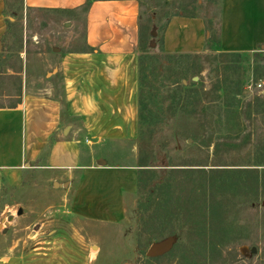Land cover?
I'll return each instance as SVG.
<instances>
[{
    "label": "rangeland",
    "instance_id": "rangeland-1",
    "mask_svg": "<svg viewBox=\"0 0 264 264\" xmlns=\"http://www.w3.org/2000/svg\"><path fill=\"white\" fill-rule=\"evenodd\" d=\"M140 2L141 80L135 142L139 175L124 218L102 223L70 215L63 197L37 172L30 177V190L4 192L0 262L21 257L40 242L36 235L40 223H34V208L28 203L34 199L46 201L50 208L47 215L42 209L35 214L49 221L43 228L45 236L61 231L57 242L72 247L73 254L65 250L64 260L78 257L79 264H264V183L256 191L255 175L247 172L264 168L256 166L264 161V112L257 113L254 104L256 98H264V45L242 53L218 49L221 0ZM8 5L6 15L13 18V26L0 56V107L18 106L24 94L45 93L52 84L59 92L62 77L56 84L49 79L62 55L84 49L83 10L68 17L56 11L25 12L20 0H10ZM180 13L205 18L211 38L203 52L164 51L165 27ZM126 148L117 144L106 153L113 161L126 163L118 157ZM218 168L231 172H210ZM212 179L216 190L210 199ZM20 208L27 214L15 221L23 215H18ZM212 208L220 215L214 217ZM194 231L215 235L222 242V254L186 253ZM167 240L171 251L158 257L147 255L152 245Z\"/></svg>",
    "mask_w": 264,
    "mask_h": 264
},
{
    "label": "crops",
    "instance_id": "crops-1",
    "mask_svg": "<svg viewBox=\"0 0 264 264\" xmlns=\"http://www.w3.org/2000/svg\"><path fill=\"white\" fill-rule=\"evenodd\" d=\"M9 1L0 0V52L7 20H13L6 15ZM87 2L23 0V10L72 17ZM141 15L140 0H92L84 11V49L62 55L49 79L56 84L62 77L60 91L52 84L45 93L24 94L18 106L0 107V203L5 190L21 194L30 190V177L39 172L63 197L70 215L102 223L124 218L139 175L135 142ZM209 37L203 16L180 13L165 27L163 49L173 54L200 53ZM263 45L264 0H221L218 49L242 53ZM117 144L127 147L118 156L126 163L115 162L106 153ZM28 203L34 208V223H40L36 231L40 242L29 253L0 264H79L78 257L63 259L66 252H73L70 245L57 242L61 231L54 230L49 237L43 233L49 221L35 214L41 209L43 215L50 213L46 201Z\"/></svg>",
    "mask_w": 264,
    "mask_h": 264
},
{
    "label": "trees",
    "instance_id": "trees-1",
    "mask_svg": "<svg viewBox=\"0 0 264 264\" xmlns=\"http://www.w3.org/2000/svg\"><path fill=\"white\" fill-rule=\"evenodd\" d=\"M91 3H92V0H88V2L82 7V9L84 11H87L89 9ZM9 6L10 5H8V7ZM19 6L23 9V0H20V5ZM7 22H8V29H9L10 27L13 26V22H11L10 19H8ZM7 32H6V34H7ZM6 34L4 35L1 52L4 49V40H5ZM210 38H211V35H210ZM140 46H141V42H140ZM1 52H0V56H1ZM140 80H141V78H140ZM139 101H140V92H139ZM254 104L256 106L257 110H255V111H257V113L264 112V110H260V108H259V107H264V98H256V102ZM141 161L143 162L144 160H141ZM143 163H145V162H143ZM140 166H149V165L141 164ZM256 166H264V161L261 160L260 162H258V164H256ZM190 170H192V169H190ZM247 170H246L247 172L253 173L255 175V177H254V181L256 183L255 188H256V191H258L260 189V183L261 182L264 183V168H263V170H260L259 168H250V169H247ZM189 172H191V171H189ZM210 172L212 174H218V173H227V172H231V171H229V169L218 168V169H210ZM209 184L211 186L208 187V189L212 190V194L209 195V196H211L210 197V199H211V198L214 197L213 193L216 190L215 189L216 182H215L214 179H212L209 182ZM206 207H208V205H206ZM209 209H211V207ZM220 213L221 212L217 208L216 209L214 208L212 210V214H213L214 217H217L218 215H220ZM150 221H153V219H151ZM222 233L223 232H221V235H222ZM189 239H190V247L188 248V251H186V253L188 252L189 255H194L195 256L201 250L204 251L205 254H207V255L208 254L215 255V257L218 256V255L220 256L222 254V251H223L222 242H220V240L218 238H216L215 235H211V237H208L206 233L201 235V234H197L194 231V232H191V235H190ZM176 248H178V247H176ZM171 250L172 249H170V251ZM174 251H175V249H174ZM225 261H226V259H224V262Z\"/></svg>",
    "mask_w": 264,
    "mask_h": 264
},
{
    "label": "water",
    "instance_id": "water-1",
    "mask_svg": "<svg viewBox=\"0 0 264 264\" xmlns=\"http://www.w3.org/2000/svg\"><path fill=\"white\" fill-rule=\"evenodd\" d=\"M156 33L154 32L153 33V36H155ZM55 186H58V184H55ZM23 208H20L18 210V215H22L23 214ZM13 219V218H12ZM172 247V243L167 240V241H163L161 242L160 244L158 245H152L148 252H147V255L149 257H158V256H162L164 255L165 253H167Z\"/></svg>",
    "mask_w": 264,
    "mask_h": 264
}]
</instances>
